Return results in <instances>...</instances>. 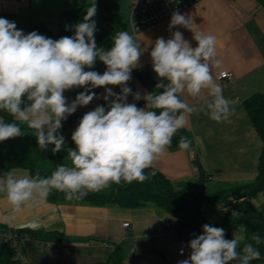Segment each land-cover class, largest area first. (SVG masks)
Returning <instances> with one entry per match:
<instances>
[{"label": "clouds", "instance_id": "clouds-1", "mask_svg": "<svg viewBox=\"0 0 264 264\" xmlns=\"http://www.w3.org/2000/svg\"><path fill=\"white\" fill-rule=\"evenodd\" d=\"M96 11L94 0L82 22L74 26L75 34L57 40L36 31L24 34L15 22L0 18V111L13 117V122L0 117V142L23 135L20 124H26L34 130L41 151L54 145L51 151L56 154L65 146L60 134L62 121L94 98L107 105L83 115L71 136L75 147L67 149L68 163L60 164L51 175L17 176L15 170L4 174L0 194L11 206L10 212L0 217L5 224L11 225L24 205H43L53 190L64 193L67 201H79L113 183H143L155 175L154 171L145 174V169L166 153L173 136L193 113H204L217 123L234 113L235 102L224 96L212 73L213 67L221 64L217 39L193 32L191 17L173 12L169 28L191 30L197 46L192 47L180 31L167 40L157 38L150 57L159 82L153 92L141 95L127 85L144 50L128 31L115 34L110 50L98 47L92 19ZM97 60L106 66L103 74L85 70L92 69ZM109 86H120V92ZM99 87L105 89L101 96L92 91ZM73 88L84 91L68 103L64 92ZM129 95L137 101L143 99L145 107L128 103ZM25 96L27 104L22 100ZM185 97L203 102L192 105ZM191 143L181 136L178 147L188 151ZM42 226L48 227L37 218L21 227L36 230ZM202 229V234H194L189 242L188 259L178 264H250L261 259L253 243H245L238 251L240 240L226 239L223 228L205 224ZM251 240L255 245L262 242L258 233H253Z\"/></svg>", "mask_w": 264, "mask_h": 264}, {"label": "crops", "instance_id": "crops-1", "mask_svg": "<svg viewBox=\"0 0 264 264\" xmlns=\"http://www.w3.org/2000/svg\"><path fill=\"white\" fill-rule=\"evenodd\" d=\"M25 1L27 26L41 22L47 24L49 20H55L57 14L64 9V2L77 4V0ZM110 8L111 12L122 15L125 21L126 0L122 13L119 12L120 8L116 2H112ZM181 14L191 17L193 32H203L216 37L217 59L221 64L219 67H213L212 73L216 82L223 88L224 96L235 102L234 113L223 122L217 123L204 113H193L184 127L193 135L194 145L191 149L196 153L200 171L212 177L210 181L215 183V190L226 189L219 188L220 179L250 175L255 155H259L261 148V141L249 122L242 101L254 93L264 92V6L259 5L256 0H202ZM2 15L14 16L16 13ZM170 21L171 18L165 19L133 35L141 50H144L139 63L131 71V80L127 85L133 93H146L133 71L145 67L153 68L150 52L157 38L163 37L167 40L173 32L180 31L192 47L197 46L191 30L180 26L170 29ZM122 31L130 33L127 27ZM112 45L113 43L104 49L110 50ZM98 68L100 74L106 70V66L99 60ZM220 71L231 73V80H218L216 75ZM81 91L84 89L66 90L64 96L67 102L71 103ZM92 91L101 96L105 89L99 87ZM113 91L119 93L120 86H114ZM26 98L25 96L22 100ZM185 99L192 105L203 102L199 98ZM141 101L143 99L134 100L132 95L127 98L128 103L136 105ZM97 106L107 107L103 99L95 98L87 106L78 107L73 123L62 135L71 137L70 131L76 129L83 115ZM138 107H145V103ZM71 140H66L65 144ZM191 149L172 152L167 149L166 153L153 163L152 168L171 181L191 183L197 176V172H193L189 156ZM15 172L17 176L29 175L25 170L15 169ZM255 176L256 173L254 178ZM250 203L252 204V199ZM10 208L4 194H0V217L8 214ZM37 218L48 227L42 226L36 230L21 227ZM164 219L168 218L159 214L152 206L137 209H122L116 206L91 207L74 203L51 204L46 199L39 207L24 205L11 225L3 223L2 220L0 225L15 231H41L62 237L60 240L41 243L43 246L35 239H23L21 246L26 264H111L109 256L116 245L122 250V264H173L175 258L178 264L181 259L175 254L177 244L169 229L163 225ZM125 223L127 226L123 227ZM189 236L185 234L182 238L189 239Z\"/></svg>", "mask_w": 264, "mask_h": 264}, {"label": "trees", "instance_id": "trees-1", "mask_svg": "<svg viewBox=\"0 0 264 264\" xmlns=\"http://www.w3.org/2000/svg\"><path fill=\"white\" fill-rule=\"evenodd\" d=\"M94 1L77 0L73 8L61 10L55 17V26L50 28L41 22L27 26L24 34L36 31L47 38L57 40L65 36L75 34L74 26L82 22L87 14L86 8ZM259 5L264 6V0H256ZM97 11L92 18L96 22L97 31L95 41L98 47H106L113 43V37L119 31L126 28L122 15L111 12L103 6L100 0H95ZM106 14V17H103ZM97 71L98 60L92 69ZM136 80L145 89L146 93L153 92L159 78L151 67L139 68L133 71ZM161 91V90H156ZM27 104V98L23 100ZM145 101L137 104L140 106ZM23 106V105H22ZM242 107L246 112L249 122L261 141V148L257 159L256 176L253 181L234 185L226 189L209 192L207 184L211 177L200 171L198 160L195 157L191 162L197 166V176L191 183L182 181H171L154 168L145 169V174L155 172L154 176L143 183L132 182L130 184L121 182L111 184L109 187L98 192H90L83 200L67 201L64 193L53 190L47 197L51 204L74 203L91 207L116 206L122 209H137L146 206L154 207L157 212L166 216L171 221L170 233L179 237L189 234V239L195 235L202 234V226L211 224L224 230H233L242 227V240L238 246L241 251L245 243H253L261 252V259L251 261L250 264H264V215L252 206L250 200L258 193L264 191V92L254 93L242 101ZM0 117L6 122H13V117L0 111ZM74 113L67 120L62 121V134L74 121ZM23 135L10 138L0 142V179L9 170H25L29 176L37 172L42 177L51 175L62 163H68L67 149L74 148L71 140L64 146V150L53 154L49 145L46 151H41L38 146L34 130L26 124H20ZM181 136L187 137L194 145L193 135L190 131L181 128L172 138V143L167 149L169 151L181 150L178 147ZM233 212L239 215H232ZM21 235L45 243L50 240H60L62 237L55 233L17 231ZM253 233H258L262 242L255 245L251 240ZM111 264H122V250L119 245L114 246L109 256ZM0 264H21L14 259L13 249L9 245L0 247Z\"/></svg>", "mask_w": 264, "mask_h": 264}, {"label": "built area", "instance_id": "built-area-1", "mask_svg": "<svg viewBox=\"0 0 264 264\" xmlns=\"http://www.w3.org/2000/svg\"><path fill=\"white\" fill-rule=\"evenodd\" d=\"M202 0H126V27L132 35H136L139 31L156 25L165 19L171 18L173 12H183L191 5ZM218 80H231L232 74L227 71H220L216 75ZM191 161L196 157L194 149L189 151ZM193 172H197V166L193 164ZM212 180V177H208ZM163 225L170 229L171 221L164 219ZM127 223L123 224L126 227ZM173 235V234H172ZM26 236L19 232L0 225V247L2 245H9L14 252V259L21 264H26V257L23 254L21 242ZM173 239L177 244L175 251L176 256L181 260L188 259L190 255V248L188 247L190 240L173 235ZM41 246L43 244L40 243ZM181 249L183 253L181 254Z\"/></svg>", "mask_w": 264, "mask_h": 264}, {"label": "rangeland", "instance_id": "rangeland-1", "mask_svg": "<svg viewBox=\"0 0 264 264\" xmlns=\"http://www.w3.org/2000/svg\"><path fill=\"white\" fill-rule=\"evenodd\" d=\"M124 1L125 0H102L103 6L107 7L109 10L111 9V3L112 2H116L119 5V12H123L124 11ZM16 2H20L22 4H16ZM16 2L14 1H8V0H1L0 1V18H6L11 22H15L17 29L18 30H24L27 27V18H26V14H25V6L24 4H26L25 0H17ZM76 6V3H73L71 1H67L63 3V7L64 9H68V8H73ZM3 13H16V15L14 16H3ZM103 17H106V14H103ZM55 20H49L47 22V26H49L50 28L55 26ZM73 130L70 131L69 135H72ZM65 141L66 140H70L71 137L68 135L64 136ZM257 159H258V153L255 155V159H254V164H253V169H251L250 173L252 174V170H253V175H248L247 177H234V178H230L228 179V177L224 178V179H220V181L218 182V184L221 186L219 188H228L234 184H238V183H244V182H251L254 180V174L256 173V166H257ZM237 181V182H235ZM215 183L209 181L207 184V190L209 192L211 191H215ZM252 205L254 208H258L257 210L262 213L264 215V191L258 193L254 198H252ZM169 219V218H168ZM220 228V227H219ZM225 238L226 239H233V238H237L238 240H242V227L239 226L233 230H225ZM173 264H176L177 259H173Z\"/></svg>", "mask_w": 264, "mask_h": 264}]
</instances>
